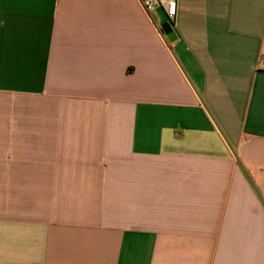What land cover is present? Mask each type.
<instances>
[{"label":"crops","instance_id":"crops-1","mask_svg":"<svg viewBox=\"0 0 264 264\" xmlns=\"http://www.w3.org/2000/svg\"><path fill=\"white\" fill-rule=\"evenodd\" d=\"M0 264H264V0H0Z\"/></svg>","mask_w":264,"mask_h":264},{"label":"built area","instance_id":"built-area-1","mask_svg":"<svg viewBox=\"0 0 264 264\" xmlns=\"http://www.w3.org/2000/svg\"><path fill=\"white\" fill-rule=\"evenodd\" d=\"M147 13H152L158 4L165 6L166 15L172 19L176 15L177 0H140Z\"/></svg>","mask_w":264,"mask_h":264},{"label":"water","instance_id":"water-1","mask_svg":"<svg viewBox=\"0 0 264 264\" xmlns=\"http://www.w3.org/2000/svg\"><path fill=\"white\" fill-rule=\"evenodd\" d=\"M162 28L164 29V31H166L167 33H170V25L169 23H165L162 25Z\"/></svg>","mask_w":264,"mask_h":264}]
</instances>
